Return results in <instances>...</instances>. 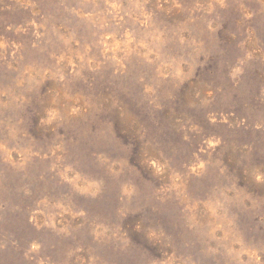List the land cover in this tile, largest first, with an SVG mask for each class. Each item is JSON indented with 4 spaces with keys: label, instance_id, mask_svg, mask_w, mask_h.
I'll return each mask as SVG.
<instances>
[{
    "label": "rangeland",
    "instance_id": "rangeland-1",
    "mask_svg": "<svg viewBox=\"0 0 264 264\" xmlns=\"http://www.w3.org/2000/svg\"><path fill=\"white\" fill-rule=\"evenodd\" d=\"M0 264H264V0H0Z\"/></svg>",
    "mask_w": 264,
    "mask_h": 264
}]
</instances>
